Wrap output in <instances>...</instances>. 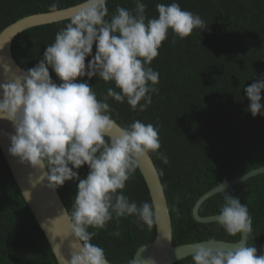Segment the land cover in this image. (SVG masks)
I'll return each instance as SVG.
<instances>
[{
    "label": "trees",
    "instance_id": "trees-1",
    "mask_svg": "<svg viewBox=\"0 0 264 264\" xmlns=\"http://www.w3.org/2000/svg\"><path fill=\"white\" fill-rule=\"evenodd\" d=\"M54 0H0V32L14 22L38 13H47ZM60 10L82 0H56ZM145 15L157 17L158 3L176 2L183 10L199 14L204 31L196 29L184 39L169 32L150 67L159 73V91L143 112L131 110L126 103L109 99L112 118L127 126L135 120L159 127L161 147L168 158L165 164L150 153L167 197L174 246L207 240L238 242L228 236L216 222L198 223L193 218L196 202L221 182H228L264 167V117L253 118L246 111L248 100L244 86L264 75V0H142ZM119 5L134 9V0H108L109 13ZM69 20L31 28L12 43L16 63L26 71L43 56L56 32ZM173 40L175 42L173 43ZM95 46L93 47V55ZM85 63L87 64L88 59ZM54 82L59 83L50 71ZM87 81V77L83 78ZM83 82V81H80ZM102 99L108 87L93 77L87 81ZM264 103V92H262ZM143 103V101H141ZM80 178L87 166L76 170ZM162 173V174H161ZM79 181H69L57 188L67 209L76 196ZM246 204L252 216V233L248 244L264 250V174L251 177L228 189ZM124 194L137 205L152 204L139 168L126 183ZM223 194L210 197L200 207L202 217L218 215ZM176 209L179 210V217ZM135 217L110 221L97 231L92 243L102 247L111 264H129L137 250L151 243L156 226L138 227ZM119 231L115 237L110 233ZM192 256L174 264H193ZM0 264H58L30 209L28 208L0 150Z\"/></svg>",
    "mask_w": 264,
    "mask_h": 264
},
{
    "label": "clouds",
    "instance_id": "clouds-1",
    "mask_svg": "<svg viewBox=\"0 0 264 264\" xmlns=\"http://www.w3.org/2000/svg\"><path fill=\"white\" fill-rule=\"evenodd\" d=\"M107 3L82 0L39 62L11 82L0 84V120L9 121L13 128L7 137L9 155L38 171L39 181L49 189L79 181L71 211L64 212L67 236L79 247L64 264H109L104 249L91 242L97 231L89 229H106L110 221L118 224L127 217H135L142 229L151 230L158 224V209L149 202L137 205L130 201L124 189L149 153L168 163L167 156L158 152L159 127L140 120L118 125L108 101H126L131 110L145 111L159 91V73L150 65L169 32L184 39L193 30L206 28L199 14L183 10L176 2L156 4L158 16L153 18L145 15L147 5L142 0H134L131 10L117 5L111 14ZM59 11L54 0L47 14L54 16ZM50 71L59 83L53 81ZM85 77L87 81L96 77L114 87H108L98 99ZM262 92L264 75H254L253 82L243 88L249 102L246 111L253 118L264 117ZM83 166L88 173L80 178L76 170ZM216 189L223 194L216 223L228 236L240 239L227 248L206 246L211 242L194 244L193 264H264V250L257 256V249L247 242L253 230L248 206L228 191L226 182ZM110 234L121 235L119 231Z\"/></svg>",
    "mask_w": 264,
    "mask_h": 264
},
{
    "label": "water",
    "instance_id": "water-1",
    "mask_svg": "<svg viewBox=\"0 0 264 264\" xmlns=\"http://www.w3.org/2000/svg\"><path fill=\"white\" fill-rule=\"evenodd\" d=\"M77 6L62 9L54 16H49L47 12L24 17L0 32V84L9 83L15 76L26 71L13 58L12 43L14 39L19 34L31 28L69 20L77 10ZM12 133L13 128L11 123L0 120L1 153L28 208L42 230L57 263L64 264V260L70 258L71 253L79 247L78 243L71 236H67V218L64 214L67 209L58 190L49 189L44 186V183L39 181L38 177L40 173L38 171H33L27 165H21L17 158L9 155L7 149L10 146V142L7 137ZM138 168L147 185L152 205L158 209L157 216L159 219L156 225L155 239L137 250L133 258L135 264H145L149 260L154 261V264L177 263L182 259L192 256L194 244L211 242V244L206 246L215 249L218 247H231L238 243L222 240H207L174 246L173 227L167 197L150 153L139 162ZM260 174H264V167L254 169L244 176L226 182L227 189ZM216 188L205 193L194 205L193 218L196 222L202 224L216 222V215L202 217L199 214L202 204L210 197L220 193L218 192L219 189ZM261 254L262 252H257V256ZM109 264L111 263L109 262Z\"/></svg>",
    "mask_w": 264,
    "mask_h": 264
}]
</instances>
